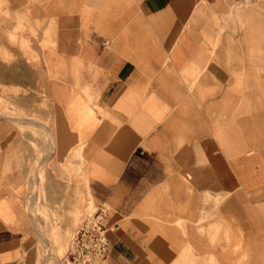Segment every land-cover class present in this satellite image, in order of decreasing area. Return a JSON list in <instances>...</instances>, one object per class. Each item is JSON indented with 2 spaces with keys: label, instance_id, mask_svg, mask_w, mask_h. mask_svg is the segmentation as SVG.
<instances>
[{
  "label": "crops",
  "instance_id": "obj_1",
  "mask_svg": "<svg viewBox=\"0 0 264 264\" xmlns=\"http://www.w3.org/2000/svg\"><path fill=\"white\" fill-rule=\"evenodd\" d=\"M2 3L35 31L45 89L115 223L94 264H264V0ZM27 118L20 135L47 149ZM15 136L0 118V264H32L25 183L6 171Z\"/></svg>",
  "mask_w": 264,
  "mask_h": 264
},
{
  "label": "rangeland",
  "instance_id": "obj_2",
  "mask_svg": "<svg viewBox=\"0 0 264 264\" xmlns=\"http://www.w3.org/2000/svg\"><path fill=\"white\" fill-rule=\"evenodd\" d=\"M2 1L0 66L3 71L0 73V118L14 127L16 136L13 144L18 149L13 168H7L6 171L22 175L25 183L22 196L25 198L24 209L28 214L30 231L26 253L31 257L32 264H60V258L67 250L75 228L96 206L88 186L87 159L84 152V157L76 152L80 146L78 138L75 142L64 130L58 104L49 98L43 83L47 74L38 72V69H42L43 58L38 55L36 43L31 40L35 31L29 26L28 20H23L21 27L22 16L19 15L18 29H15V15L13 11L1 10L6 5ZM229 1L237 9L257 4L255 2L240 7ZM10 30L13 31L7 35ZM45 59L47 62L48 56ZM27 117H32L34 122L47 129L53 139L47 149L39 148L43 147L39 137H35L38 147L32 143V139L20 135L17 119H28ZM39 171L44 174L45 185L37 187L35 195V184L30 181L32 173L38 174ZM27 198L37 199L33 208ZM33 210L35 218H32Z\"/></svg>",
  "mask_w": 264,
  "mask_h": 264
},
{
  "label": "built area",
  "instance_id": "obj_3",
  "mask_svg": "<svg viewBox=\"0 0 264 264\" xmlns=\"http://www.w3.org/2000/svg\"><path fill=\"white\" fill-rule=\"evenodd\" d=\"M238 6L255 3L257 0H231ZM108 207L99 204L88 212L75 228L68 248L60 258V264H93L108 255L110 241L107 231L114 222L107 219Z\"/></svg>",
  "mask_w": 264,
  "mask_h": 264
},
{
  "label": "bare ground",
  "instance_id": "obj_4",
  "mask_svg": "<svg viewBox=\"0 0 264 264\" xmlns=\"http://www.w3.org/2000/svg\"><path fill=\"white\" fill-rule=\"evenodd\" d=\"M257 1H258V0H257ZM257 1H256V2H257ZM240 7H241V6H240ZM17 120H18L19 123H22V124H23V123H28V124H30V126H32V124H33V122H32L30 119H24V118H23V119H22V118L19 119V118H18ZM34 124H37V123L35 122ZM23 125H24V124H23ZM21 126H22V125H21ZM40 126H41V125H40ZM42 127H43V126H42ZM27 128H28V127H27ZM43 128H45V127H43ZM25 129H26V128H25ZM45 129H46V128H45ZM45 129H44V130H45ZM20 130H21V129H20ZM21 131H22V130H21ZM45 131H46V130H45ZM28 132H29V131H28ZM24 133H25V131H24ZM43 133H45V132H43ZM25 136H26V135H25ZM27 138H28V137H27ZM44 138H45V135H44ZM29 201H30V203H31V207L33 208L34 202L37 201V199H36V198H35V199H34V198H31V199H29ZM33 211H35V210H33ZM93 264H94V263H93Z\"/></svg>",
  "mask_w": 264,
  "mask_h": 264
}]
</instances>
